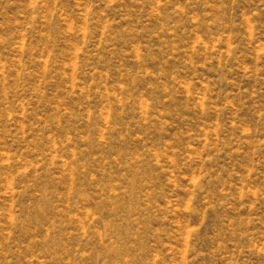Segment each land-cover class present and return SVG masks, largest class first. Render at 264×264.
<instances>
[{
    "label": "rangeland",
    "instance_id": "1",
    "mask_svg": "<svg viewBox=\"0 0 264 264\" xmlns=\"http://www.w3.org/2000/svg\"><path fill=\"white\" fill-rule=\"evenodd\" d=\"M0 264H264V0H0Z\"/></svg>",
    "mask_w": 264,
    "mask_h": 264
}]
</instances>
